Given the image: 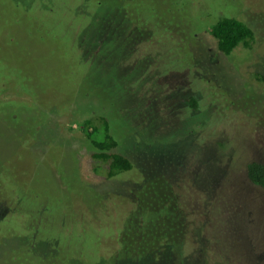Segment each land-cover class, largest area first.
I'll return each mask as SVG.
<instances>
[{
  "label": "rangeland",
  "instance_id": "374dc122",
  "mask_svg": "<svg viewBox=\"0 0 264 264\" xmlns=\"http://www.w3.org/2000/svg\"><path fill=\"white\" fill-rule=\"evenodd\" d=\"M90 2L0 0V264L113 263L119 253L107 238L125 213L115 198L126 195L133 207L135 201L156 204L155 223L175 220L161 203L174 196L186 232L210 239L212 255L221 252L219 264H256L249 262V239L261 228L260 203L242 184L245 163L264 160V82L257 77L264 74V0H138L139 15L160 34L154 39L158 67L151 70L128 53L136 44L126 31L95 43L90 29L96 18L116 12L112 5L95 11L84 31L102 51L87 66L79 63L71 32ZM222 16H236L254 30L250 47L217 50L210 24ZM190 95L205 110L190 112ZM100 115L110 121L121 151L130 147L147 162L152 195L128 191L131 174L107 179L103 169L99 179L88 173L91 144L82 127L89 118L98 125ZM11 210L40 224L32 240L43 252L11 250L22 230V215ZM195 248L187 241L185 264H195ZM258 253L264 264L260 247ZM43 255L50 262L39 261Z\"/></svg>",
  "mask_w": 264,
  "mask_h": 264
},
{
  "label": "trees",
  "instance_id": "16d2710c",
  "mask_svg": "<svg viewBox=\"0 0 264 264\" xmlns=\"http://www.w3.org/2000/svg\"><path fill=\"white\" fill-rule=\"evenodd\" d=\"M83 1L86 2L87 0ZM89 1H91V4H84V7L90 8V11L84 15V19L80 17L83 21L80 19L82 22L71 32L73 37L72 45L78 52L77 56L80 64L87 66L94 61L93 58L97 57L102 51L101 46L91 45L87 42L89 35L84 31H88V29L92 27L91 22H93V20L91 17L95 11L105 8L109 9L110 7L108 5H112L116 12L113 14V11H111L101 19L96 18L93 23V26H95L90 29V31H92L94 28L96 31L94 33L95 36L92 35L95 38V43H108L111 39L110 33L115 31L114 34H117L120 30L126 31V40L127 38L129 40L133 39L136 44L127 49L129 50L128 53L132 57L139 55L144 64H150V70L158 67L156 53L159 51L156 50L157 47L154 39L160 40V34L156 35V32L150 29L146 22H144L143 17L139 15L140 7L138 0H111L110 4L108 0ZM20 4L24 5L22 1ZM24 8L29 9L30 5ZM79 13L82 14L80 10ZM125 22H128L129 25H126ZM167 26L169 25L167 24ZM172 27L177 29L175 25ZM172 27H170V29L168 28L167 32L172 31ZM174 34H176V32ZM210 34L216 40L217 50L225 54H231L239 45L250 47L255 39L254 30L244 20L236 16H222L217 19L214 23L210 24ZM137 42L139 43L138 46ZM179 49H181V45H179ZM104 53L108 52L105 51ZM257 77L260 81L264 82V74H259ZM187 101L189 103L190 112L192 110L196 112L205 110L204 103L198 96L190 95ZM206 116L209 117L206 125H210L213 116L208 110ZM99 118L100 123H98V125L93 124L92 118H89L85 120L84 126L82 127L84 135L90 140L91 144L90 157L88 162L86 161L88 173L96 175L99 179L100 176L97 174L103 169L107 171V179L131 174L126 184L129 189L128 191L142 188L143 190L141 191L136 190L138 196L139 192L152 195L153 193L151 191L156 190V188L154 185H151V187L147 185V172L152 171L147 170V162H140L138 157L133 156L130 152V147L126 149V151H121L119 141L111 133L110 121L104 115H100ZM206 119L202 120V123H204ZM185 121H187V118L183 119L180 123ZM200 123L201 122L196 120V124ZM192 132L195 133L194 129ZM98 134L100 135L97 137ZM246 166L249 178L255 184L264 187V163L252 160L247 163ZM150 178L148 180H150ZM152 182H154V180ZM160 185H164L165 187L166 184ZM173 198L174 196L172 197V195H170L169 201H163L161 203L168 208L167 211L169 216L167 217L170 218V214H172L171 218H175V220L168 221L158 217L160 220L158 219L159 221H156V223V204H141L140 201H135L136 203L133 207L126 203L127 195L125 197L123 196V198H115L118 202L123 203L124 208H126H123L125 210L123 216L118 215L116 219L118 224L116 228L111 231V233H113L111 236L117 238L116 243L115 240L111 239L112 237L110 238L109 236V238H107L109 244H112L111 251L116 249L117 253L122 254V256L119 254L115 256V261L110 264L122 262L120 259L123 257L126 259V264H185L188 258L184 250L185 244L189 240L196 245L195 256H192L195 264H205V260H208L210 264H219L218 257L221 255V252L218 255H215V253L212 255L210 248H208V245L211 246L212 243L210 239L205 240L200 231H194L192 233L191 230H189L186 232L185 227L188 228V225L186 226L184 224L185 218L184 216L182 217L180 210H178V204H173L171 202L174 200ZM174 202H176V200ZM127 205H130L132 210L131 208H127ZM11 211L13 212V216L17 214L16 217L21 216L23 213L20 211L21 213L18 214L15 213V210ZM143 212H148L149 217L144 219ZM192 224H189V226ZM19 225L22 227V230L17 233L18 237H20L15 240V246L11 244V250L13 249L15 253L25 252V254L33 252L36 249L42 251L39 249L38 243L32 240L34 233H39L40 224L38 225V223L33 222L32 225L29 213L26 212L25 215H22ZM249 241L253 246L251 248L254 257L256 255L255 250L259 248V245L255 237H252V241L250 239ZM178 246L180 247L178 248ZM49 251L53 252L52 248L44 252L48 255ZM44 259H48L47 256L43 255L39 261L50 262ZM70 260H75V258H71ZM39 261L37 263H39ZM251 261L252 254L249 262L251 263ZM255 263L258 264V261Z\"/></svg>",
  "mask_w": 264,
  "mask_h": 264
},
{
  "label": "flooded vegetation",
  "instance_id": "af4514ba",
  "mask_svg": "<svg viewBox=\"0 0 264 264\" xmlns=\"http://www.w3.org/2000/svg\"><path fill=\"white\" fill-rule=\"evenodd\" d=\"M251 161L252 160L246 162L245 165H244V167H245L244 168V175H245L246 179L244 178L245 180L243 182H245V183H243L242 185L248 187L251 191H253L255 193V195L259 199V203H260L259 213H260V215L258 216L259 217L258 226H261V228H260L259 234L257 236L258 238L256 237V241H257V244L259 245V247L261 248V250L264 251V187L255 184L249 178L246 165H247V163H249ZM256 161L264 163V160H257L256 159ZM258 256H260L259 253L252 258V262H257L258 261Z\"/></svg>",
  "mask_w": 264,
  "mask_h": 264
}]
</instances>
